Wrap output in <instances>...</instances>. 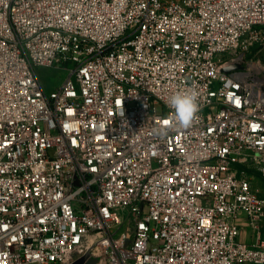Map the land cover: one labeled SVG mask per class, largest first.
<instances>
[{
    "label": "built area",
    "instance_id": "built-area-1",
    "mask_svg": "<svg viewBox=\"0 0 264 264\" xmlns=\"http://www.w3.org/2000/svg\"><path fill=\"white\" fill-rule=\"evenodd\" d=\"M254 174L264 0H0V264H264Z\"/></svg>",
    "mask_w": 264,
    "mask_h": 264
},
{
    "label": "clouds",
    "instance_id": "clouds-1",
    "mask_svg": "<svg viewBox=\"0 0 264 264\" xmlns=\"http://www.w3.org/2000/svg\"><path fill=\"white\" fill-rule=\"evenodd\" d=\"M193 84L190 89H179L167 100V105L175 112V127L189 128L199 118L200 99ZM160 135L167 134V127H160L154 130Z\"/></svg>",
    "mask_w": 264,
    "mask_h": 264
},
{
    "label": "rangeland",
    "instance_id": "rangeland-1",
    "mask_svg": "<svg viewBox=\"0 0 264 264\" xmlns=\"http://www.w3.org/2000/svg\"><path fill=\"white\" fill-rule=\"evenodd\" d=\"M248 56L250 57L251 55H248ZM38 73L42 77L44 83L47 84V88L49 89H52L54 87H57L58 85H61L63 80L68 76V72L66 70L59 71L55 69L39 68ZM255 177L258 180V185L264 186V180H262L261 176L259 174H256ZM239 239L241 240V236H239ZM242 239H243V236H242ZM243 240L247 242L246 239H243Z\"/></svg>",
    "mask_w": 264,
    "mask_h": 264
},
{
    "label": "water",
    "instance_id": "water-1",
    "mask_svg": "<svg viewBox=\"0 0 264 264\" xmlns=\"http://www.w3.org/2000/svg\"><path fill=\"white\" fill-rule=\"evenodd\" d=\"M242 67L240 65H233L231 67H228V68H224L223 69V72H230L232 70H235V69H241ZM82 260H79L78 262L74 263V264H81Z\"/></svg>",
    "mask_w": 264,
    "mask_h": 264
},
{
    "label": "crops",
    "instance_id": "crops-1",
    "mask_svg": "<svg viewBox=\"0 0 264 264\" xmlns=\"http://www.w3.org/2000/svg\"><path fill=\"white\" fill-rule=\"evenodd\" d=\"M247 234H243V239H246L247 240Z\"/></svg>",
    "mask_w": 264,
    "mask_h": 264
}]
</instances>
